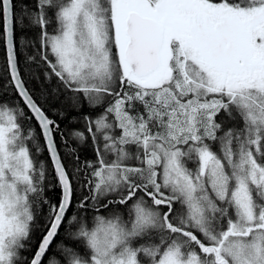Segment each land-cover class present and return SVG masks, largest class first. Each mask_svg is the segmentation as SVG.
Wrapping results in <instances>:
<instances>
[{"label": "snow or ice", "instance_id": "snow-or-ice-1", "mask_svg": "<svg viewBox=\"0 0 264 264\" xmlns=\"http://www.w3.org/2000/svg\"><path fill=\"white\" fill-rule=\"evenodd\" d=\"M0 48V264H264V0H0Z\"/></svg>", "mask_w": 264, "mask_h": 264}, {"label": "trees", "instance_id": "trees-1", "mask_svg": "<svg viewBox=\"0 0 264 264\" xmlns=\"http://www.w3.org/2000/svg\"><path fill=\"white\" fill-rule=\"evenodd\" d=\"M3 56H4L3 49L0 48V66H2V64H3ZM33 84L36 87L38 93L42 90H45V86L43 84L39 83L38 81H34ZM48 86L51 88H54L55 84L53 82H48ZM41 99H43V97H41ZM63 126H66L68 128H79L81 125L77 121L71 120V121H64ZM46 155L47 154L45 153L44 156H46ZM90 155H91V150L89 148L83 149V151L81 153L82 159L84 157L90 156Z\"/></svg>", "mask_w": 264, "mask_h": 264}]
</instances>
